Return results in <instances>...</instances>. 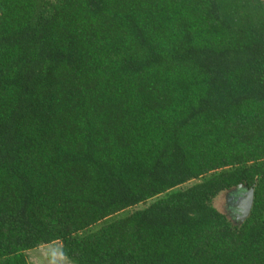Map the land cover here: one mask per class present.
Instances as JSON below:
<instances>
[{
    "label": "trees",
    "instance_id": "trees-1",
    "mask_svg": "<svg viewBox=\"0 0 264 264\" xmlns=\"http://www.w3.org/2000/svg\"><path fill=\"white\" fill-rule=\"evenodd\" d=\"M52 243L264 264V0H0V264Z\"/></svg>",
    "mask_w": 264,
    "mask_h": 264
},
{
    "label": "rangeland",
    "instance_id": "rangeland-1",
    "mask_svg": "<svg viewBox=\"0 0 264 264\" xmlns=\"http://www.w3.org/2000/svg\"><path fill=\"white\" fill-rule=\"evenodd\" d=\"M231 196L229 192L220 194L214 200L215 206L221 212L228 213V209L231 206L230 204L233 202ZM28 257L30 264H72L60 253L59 243L43 245L37 249L28 251Z\"/></svg>",
    "mask_w": 264,
    "mask_h": 264
},
{
    "label": "water",
    "instance_id": "water-1",
    "mask_svg": "<svg viewBox=\"0 0 264 264\" xmlns=\"http://www.w3.org/2000/svg\"><path fill=\"white\" fill-rule=\"evenodd\" d=\"M225 192H229L232 195L231 198H233V202L230 204L231 206L226 214L235 223L241 225L250 215L254 202V189L239 184L236 188Z\"/></svg>",
    "mask_w": 264,
    "mask_h": 264
}]
</instances>
